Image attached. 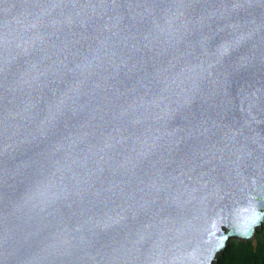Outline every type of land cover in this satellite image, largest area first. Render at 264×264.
<instances>
[{"label":"water","instance_id":"obj_1","mask_svg":"<svg viewBox=\"0 0 264 264\" xmlns=\"http://www.w3.org/2000/svg\"><path fill=\"white\" fill-rule=\"evenodd\" d=\"M264 221V0H0V264H218Z\"/></svg>","mask_w":264,"mask_h":264},{"label":"trees","instance_id":"obj_2","mask_svg":"<svg viewBox=\"0 0 264 264\" xmlns=\"http://www.w3.org/2000/svg\"><path fill=\"white\" fill-rule=\"evenodd\" d=\"M259 235L253 239L230 238L225 249L217 256L218 264H264V239Z\"/></svg>","mask_w":264,"mask_h":264},{"label":"rangeland","instance_id":"obj_3","mask_svg":"<svg viewBox=\"0 0 264 264\" xmlns=\"http://www.w3.org/2000/svg\"><path fill=\"white\" fill-rule=\"evenodd\" d=\"M260 228H263V231L261 232V237L264 239V221L262 222V225L261 226H258L257 227V229H256L257 232L255 231L257 236L259 235V233H258L259 231L258 230ZM231 238H233V237H231ZM252 239L255 240V236Z\"/></svg>","mask_w":264,"mask_h":264}]
</instances>
